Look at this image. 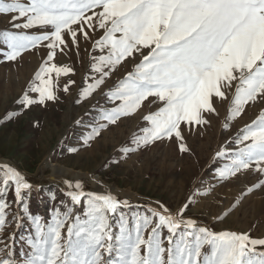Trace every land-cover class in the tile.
I'll list each match as a JSON object with an SVG mask.
<instances>
[{
	"label": "snow or ice",
	"instance_id": "obj_1",
	"mask_svg": "<svg viewBox=\"0 0 264 264\" xmlns=\"http://www.w3.org/2000/svg\"><path fill=\"white\" fill-rule=\"evenodd\" d=\"M0 17L8 21L0 30V59L15 62L26 52L47 49L17 101L21 110L47 107L60 100L59 91L70 92L76 81L69 79L60 89L59 78L75 75L74 69L55 59L70 47L79 57L85 43L89 75L76 103L100 91L114 105L98 113L85 146L135 114L149 97L155 98L149 103H159L158 110L143 117L147 126L122 149L125 155L173 138L181 154L190 153L182 126L209 125L208 117L218 115L217 101L229 100L228 121L240 117L247 105L264 102V0H0ZM128 65L132 69L103 93L106 80ZM19 114L9 113L7 119ZM236 143L238 150L220 178L253 166L264 173V113ZM65 183L71 205L54 209L47 222L29 212L28 251L19 261L6 251L0 264H264V238L201 226L185 217L188 205L172 213L157 202L131 226L121 213L114 231L110 219L130 207L129 200L110 191L86 192L80 181ZM262 186L264 180L255 187ZM31 189L18 168L0 163V230L8 223V196L22 204ZM82 204V215L75 214L72 206Z\"/></svg>",
	"mask_w": 264,
	"mask_h": 264
},
{
	"label": "rangeland",
	"instance_id": "obj_2",
	"mask_svg": "<svg viewBox=\"0 0 264 264\" xmlns=\"http://www.w3.org/2000/svg\"><path fill=\"white\" fill-rule=\"evenodd\" d=\"M7 27V19L0 17V30ZM84 47L81 41L79 57L75 48L70 47L55 59L58 65L74 69L75 75L59 78L60 89L69 79L76 81L70 92L65 94L61 90L56 103L49 102L47 107L34 105L27 110H21L17 101L46 58L47 49L26 52L15 62L0 59V163L18 168L32 185L22 204L8 196V223L0 230V255L10 250L19 261L21 254L28 251L25 241L32 232L29 212L47 222L54 209L63 211L71 205L66 181L82 182L86 192L110 191L121 200H129L130 207L110 219L114 231L118 230L121 213L131 226L137 215L145 214L148 207H158L159 202L172 213L188 205L185 217L196 219L199 225L213 231L264 238V186L255 187L264 180V173L253 166L229 179L219 176L238 150L237 138L264 113V102L247 105L240 117L228 121L229 100L217 101L218 115L208 117L209 125L191 129L182 126L190 153L181 154L173 138L125 155L122 149L129 147L134 136L147 126L143 117L158 110L159 103H149L155 99L149 97L135 114L122 117L93 140L90 147L85 146L83 139L99 119L98 113L114 105L100 91L76 103L89 75V55ZM88 47L90 51V44ZM131 69V65L122 66L106 80L103 93L114 88ZM14 112L21 114L7 119ZM73 148L78 151L73 152ZM220 151L226 155L218 157ZM250 187L254 190L247 193ZM72 207L75 214L82 215L83 204Z\"/></svg>",
	"mask_w": 264,
	"mask_h": 264
}]
</instances>
